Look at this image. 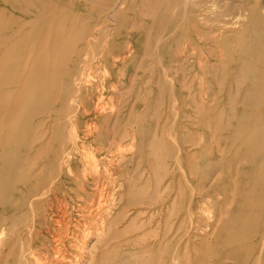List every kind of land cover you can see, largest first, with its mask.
<instances>
[{
  "label": "bare ground",
  "instance_id": "1",
  "mask_svg": "<svg viewBox=\"0 0 264 264\" xmlns=\"http://www.w3.org/2000/svg\"><path fill=\"white\" fill-rule=\"evenodd\" d=\"M182 1V15L189 16L196 35L209 46L213 42L211 56L224 61L227 54L216 53L222 44L243 53V41L225 35L205 14L208 0H141L139 15L126 13L127 0H0V264H115L109 240L142 227L136 217L144 211L134 207L161 200L156 197L163 192L160 182L169 171V159L176 158L175 168L186 162L198 176L200 191L242 159L252 158L251 167L260 162L264 137L259 139V130L252 126L260 122L258 108L264 113V51L257 50V44L264 43V12L253 27L263 36L251 42V59L238 61L244 70L236 75H245L252 84L245 90L248 98H243L245 107L255 108L247 114L249 131L243 133L242 123L230 134L238 142L231 164L224 167L220 159L200 173L193 167L194 142L189 137L195 124L212 130L216 117L203 110L205 101L198 103L197 116L181 108L183 99H189L184 101L187 106L195 99L188 70L193 68V47L198 46L185 26L167 13L173 2ZM80 5L95 14L76 12ZM203 58L201 67L211 66ZM99 69L104 73L97 80L92 75ZM171 143L178 148L176 154L167 150ZM223 147L218 145V151L225 156ZM114 166L121 167L116 177ZM208 169L215 170L213 176ZM242 172L237 167L225 175L235 178L234 195L236 178L241 180L253 208L233 212L237 197L226 200L224 195L231 207H225L224 218L211 221L215 216L209 212L202 218L205 200L194 194L186 205L189 224L170 221L173 206L162 233L155 234L156 253L148 254V248L125 252L118 264H180L181 257L188 258L187 264H208L206 258L219 253L218 264H237L245 253L246 264H264V189L251 191L252 174ZM195 200L201 203L196 215ZM130 206L134 217L119 231L115 225ZM74 217L80 218L78 225ZM238 218L244 221L242 227L235 223ZM72 223L78 226L77 234L70 231ZM180 229L183 234L175 240ZM186 232L188 240L183 238ZM71 235L75 244L68 251L65 242ZM91 236L95 241L90 245ZM250 239L254 243L245 242ZM100 246L104 249L98 252ZM257 246L261 250L254 259Z\"/></svg>",
  "mask_w": 264,
  "mask_h": 264
},
{
  "label": "rangeland",
  "instance_id": "2",
  "mask_svg": "<svg viewBox=\"0 0 264 264\" xmlns=\"http://www.w3.org/2000/svg\"><path fill=\"white\" fill-rule=\"evenodd\" d=\"M220 1L222 0H208V2L203 7L205 14L220 28L224 29L225 35H229L233 39L239 37L241 41H243V47H245L243 53H240L237 50L235 51L232 46H227L224 44L220 45L219 46L220 48L216 51V53L217 52L222 53L223 51L225 55L227 54L225 56L226 58L224 57V61L223 59L220 60L216 56H211L213 42H209V44L212 47L207 45L208 41L205 42L203 38H200L196 35L195 33L196 30H194V26L190 25L189 23V19H188L189 16L182 15V11L184 8L183 1L181 3L173 2L172 3L173 5L171 6V8H169L170 11L168 9L167 12L169 14H172L176 18L177 22H179L181 25H184L186 32L192 37V39H197V43H198L196 49H194L193 47V53H194V58L192 59L193 68L191 70H188L191 72V75L193 73L192 90L195 91L194 92L195 99L192 100V102L190 103L192 104V106L189 105L187 106L184 102L185 100L189 102V99H183L181 108L184 110H188L190 113L197 116V113L200 112V109L199 108L197 109L198 105H200L198 103L205 101L206 108H203V110L206 113L211 114L213 118L216 117V122L212 125V130L215 129V131H212L208 128L204 129L203 128L204 126L201 127L200 125L197 126L198 124L197 125L195 124L193 125L192 134L189 137L191 142L192 141L194 142V146L192 147V150H190L192 154L195 153V158H196L193 167L198 169L200 173L203 172V170L207 167V165L209 166L211 163L217 162L220 159L224 160V167L232 163L231 157L234 149L238 148V142L231 140L232 138H230V134L237 126L242 127V123L244 124V126L242 127V129L244 130L243 133L245 134L246 132H248L249 126L246 127L245 125L249 123L250 118L248 117L247 114L255 110V108L252 109L245 107L244 106L245 104L243 102V98H248L249 96L248 94H246L247 92L245 90L248 87H251L252 84L248 82L245 75H243L240 78H236V75L237 73L241 72L243 69L242 67L241 68L238 67L239 65L238 61L241 62V60L251 59L250 51L248 50V48L252 46L251 42L255 41L256 35H258L259 37L263 36L258 31L253 29V27H255L259 22L258 14H260V12H264V0H223L222 2ZM241 2L243 3L241 4ZM240 4L242 6H240ZM255 4L257 5L256 7H254ZM141 6H142L141 0H127L126 13L129 15H139L141 12ZM253 7L255 11H251L250 8ZM75 11L76 12L78 11L81 14L89 15V16L95 14L94 10L90 9L89 6H83V5H80L78 8H76ZM240 12L246 13V16L245 15L238 16ZM237 30L239 31L236 33L233 32ZM260 32L262 33L263 30H260ZM257 47H258L257 49L258 52L262 53L264 51V43L262 44L258 43ZM201 56L207 57V59L205 58V60L207 63L211 64V66H207L205 68L201 67L202 63L204 62L203 61L204 58L200 60ZM260 63L262 64L263 62ZM103 73L104 70L102 69L96 70L95 72H93L92 77H95L98 80V78H100L103 75ZM214 74H216L218 77ZM232 75H234L235 77H233ZM127 96H129V93ZM233 110H236L235 114H233L232 112ZM258 110L261 115V119L259 124L253 125L252 128L259 130L258 132L259 139H263L264 113H262L263 110L261 107L258 108ZM212 132L215 134V141L211 140L210 133ZM170 135L171 133H168L167 135L169 141L171 140L169 138ZM247 136L248 135L245 136L244 141L246 140ZM201 139L202 142L200 143ZM180 145L185 146L186 144L184 145L180 144ZM218 145L221 148H224L223 146L226 145L227 148H226L225 156L224 153L222 154L220 153V151H218ZM167 150L169 152L174 150L175 154L178 152L177 146H173V143H171L170 147H168ZM157 151L159 152V154L161 153L160 155L161 157H163L161 147H158ZM258 152H259L258 155L260 157V162H257L255 166L251 167L252 158L242 159L239 163H234L233 167H228L226 170L227 172L224 173V175L220 177L219 176L216 177L215 182L211 185L210 184L207 185L206 189H204L203 191H200V189L197 188V185H199V182H197L199 180L198 176L191 172V169L186 164V162L183 163V166L181 167L176 166L175 168L176 158L169 159L170 165H167L166 168L169 169L170 172L169 171H168L169 173L168 172L165 173L166 171L163 172L162 174L163 177L161 178L162 182H160L163 192L158 197H156V198L161 197V200H159L158 202L148 203L141 206L137 205L134 207L135 209H139V211H144V213L136 217L138 226L144 223L142 227L136 228L132 232H128V233L124 232L121 233L120 235L116 234L112 236V239L109 240L110 246H112L110 247L111 249H109L111 250L109 252V255L111 256V258H113L112 262L118 264L119 261H121L122 253L134 252L136 250H139L140 248H141L140 251H142V249H144L143 251H145V249L148 248L147 251L148 254H152V255L155 254L156 250L154 247H152L154 244H156L155 240H157V238H155V234L156 232H160V231L162 233L167 216L171 214V208L173 209V206H174V213L170 216V221L174 222L176 220H179V222H181V220H184V224H189L188 217L190 218V216H188L189 212L187 211L186 205L187 204L189 205L191 198L194 197V194H195V199L197 198L202 201L205 200L204 203L202 202V204H204L203 207L204 210H202V213L203 212L205 213L204 216H202V218L207 219L208 212L210 215L215 216L210 218L211 221H214V218H217L218 216L224 218V216L226 215L224 209L225 207H227L226 201L224 199V195H227L225 197L226 200L229 198V196L232 197L234 195L232 182H234L235 180V178L227 179V175L225 174H227L229 171L230 173H235L237 167H240L242 169L243 171L242 173H244L243 176L252 174L250 178H248L249 181L248 186L251 191L256 188L264 189V158H263L264 148L260 147V150ZM183 159L185 158L183 157ZM172 164H174V166H171ZM220 165L223 164L221 163ZM120 169L121 167L114 166V171H113L114 177L118 176L117 171H119ZM249 169L251 170L249 171ZM208 170H209L208 171L209 176L211 175L213 176L215 170H210V169ZM146 176H148V172ZM236 182L237 185L234 186V188L235 187L237 188L235 189L236 195H234L233 197H237V201L234 203L231 210H233V212H239L242 211L243 209L245 210L247 208L248 209L253 208L255 204L249 205V203H247L246 200L249 196H245L246 192H244L243 189L241 188L242 183L238 177L236 178ZM149 183H153V180H150ZM227 186H230L232 190L225 191L224 188H226ZM198 202L199 200H197L196 203L194 204L196 208L194 215L201 213V211L198 210V207L200 206L201 203ZM262 204H264V202ZM230 207L231 206L229 205L227 208ZM113 208L115 210H118L119 205L117 204ZM134 208H132V206L127 208L126 211L127 215L124 217V219L121 220V222L115 225L116 229H118L119 231L125 229V227L130 222L129 220L132 217H134L133 216V214L135 213ZM75 217L73 218V220H75V224L78 225L80 218L79 217L75 218ZM235 223L241 227L244 225V221L242 218L241 219L238 218L235 221ZM65 229L69 230V228L66 227ZM77 229L78 226H75L72 223L70 227V231H73L74 233L77 234ZM193 229L195 233L199 232L196 228ZM238 229L242 230V228H238ZM247 230L251 231V228L249 227L247 228ZM172 232H175V229ZM187 233L188 232H186V234L183 237L186 240L189 239L186 238ZM189 233L190 235H192V228L189 231ZM182 234H183V230L180 229L175 234L174 239L176 240V238H178V236ZM197 239H202V237L199 236L197 237ZM88 240H89L88 243L91 245L95 241V237L93 236L88 237ZM245 242L254 243V239L246 240ZM65 244H66L65 249H67L68 251H73L75 240L72 237V235L67 237V241L65 242ZM220 244L224 246V243H220ZM220 244H218L217 246H219ZM104 246H100L98 252L99 250L103 251ZM202 246L203 243L200 244L199 250L202 249ZM227 248L228 245H226L225 249L227 250ZM260 250H261L260 246H257L255 248V250L253 251L255 255L254 259L257 258ZM143 254L144 252H142L141 254L139 253L138 261L143 256ZM248 255L249 253H245L243 259L239 261L237 264H246ZM219 256L221 257L222 254L219 253L218 255L209 256L206 258L205 261L208 264L211 262L214 264H218L217 261L220 260ZM187 260L188 258L181 257L179 262L180 264H187L186 263Z\"/></svg>",
  "mask_w": 264,
  "mask_h": 264
}]
</instances>
